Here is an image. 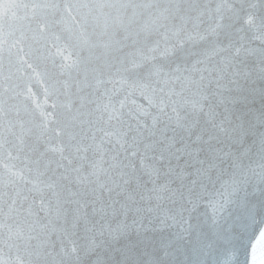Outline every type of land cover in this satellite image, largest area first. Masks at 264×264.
<instances>
[{"label":"snow or ice","instance_id":"snow-or-ice-1","mask_svg":"<svg viewBox=\"0 0 264 264\" xmlns=\"http://www.w3.org/2000/svg\"><path fill=\"white\" fill-rule=\"evenodd\" d=\"M0 264H264V0H0Z\"/></svg>","mask_w":264,"mask_h":264}]
</instances>
